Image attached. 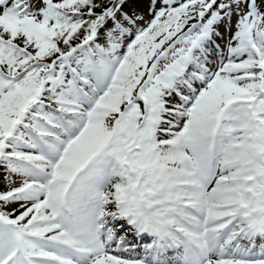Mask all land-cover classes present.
<instances>
[{"label":"snow or ice","instance_id":"1","mask_svg":"<svg viewBox=\"0 0 264 264\" xmlns=\"http://www.w3.org/2000/svg\"><path fill=\"white\" fill-rule=\"evenodd\" d=\"M128 4L0 0V264H264V0Z\"/></svg>","mask_w":264,"mask_h":264},{"label":"trees","instance_id":"2","mask_svg":"<svg viewBox=\"0 0 264 264\" xmlns=\"http://www.w3.org/2000/svg\"><path fill=\"white\" fill-rule=\"evenodd\" d=\"M150 0H129L128 9L135 10L139 13L148 14V5ZM2 182H0V188H2Z\"/></svg>","mask_w":264,"mask_h":264},{"label":"rangeland","instance_id":"3","mask_svg":"<svg viewBox=\"0 0 264 264\" xmlns=\"http://www.w3.org/2000/svg\"><path fill=\"white\" fill-rule=\"evenodd\" d=\"M145 19H150L149 15L148 16H145ZM234 20H235V18H233V22H234ZM227 35H231V33H228Z\"/></svg>","mask_w":264,"mask_h":264}]
</instances>
